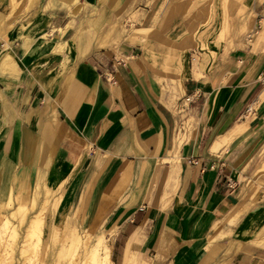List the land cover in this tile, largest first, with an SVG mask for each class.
Instances as JSON below:
<instances>
[{
  "label": "crops",
  "instance_id": "0c3cea01",
  "mask_svg": "<svg viewBox=\"0 0 264 264\" xmlns=\"http://www.w3.org/2000/svg\"><path fill=\"white\" fill-rule=\"evenodd\" d=\"M262 20L264 0H0V206L48 189L51 230L111 234L113 263L264 264Z\"/></svg>",
  "mask_w": 264,
  "mask_h": 264
},
{
  "label": "rangeland",
  "instance_id": "374dc122",
  "mask_svg": "<svg viewBox=\"0 0 264 264\" xmlns=\"http://www.w3.org/2000/svg\"><path fill=\"white\" fill-rule=\"evenodd\" d=\"M185 19L188 21L194 19V14L193 13H187ZM261 24H262V26L260 28H255V29H252L250 31L249 30L245 31V32L249 31L250 33H253L251 38H249L250 33L248 32L249 33L247 35L248 39H252V38L254 39L258 36H264V20H262ZM123 25H125V24L123 23ZM125 27H127V25ZM127 28H131V27H127ZM206 32L207 33L210 32V29H204V36H205ZM216 32L217 31H215L214 34H216ZM130 33H131L130 35L132 36V28H131ZM185 33L187 35L188 34L189 35H193V34L194 35H196V34L200 35V28L199 29L185 30ZM227 33H228V30L225 29L222 32H220V35L222 34L223 36H227ZM218 35H219V33H218ZM220 38H221V36H220ZM125 40H127V39L122 38L121 42L125 41ZM64 48H65V45L61 47V49H64ZM185 108H186V106L180 108V112H181V114H183V118H184L183 120H185V121L187 119L188 120L186 122L185 121L180 122L179 127H178L180 129L179 131H181L180 139L182 140V142L187 139V135L193 126L192 121H191V117L186 112ZM261 159L264 162V152L261 156ZM257 175L259 177L264 178V163L262 164V167L258 171ZM257 186L262 187L264 189V181H261V182L259 181L257 183ZM34 192H35V190H33L29 196V202L26 203L27 208H29L31 206L30 205L31 204L30 203V197L34 195ZM37 194H38V196H37ZM21 199H22V196H20V195L16 196L15 201H14L15 203L13 206L14 210L19 206ZM36 201H37L36 203H38V204H36V206L28 212L27 218L29 219V218L33 217L39 211H41L42 214L44 215L45 224H44V230H43L44 232L42 235V242H41L40 247H39V256L37 257L35 255L32 248H31L32 250H28L29 252L26 251L27 253H24V254L20 253L21 248H22L21 244H23V238H24V234H25V229H24V228H26V223H25V224L17 227V232H18L17 237L18 238L16 240H18V242L16 240L12 241L11 238H9L11 241L8 239L9 242H6V245H5V242L0 243V251H3V252H0V256H2V262L0 261V264H33V262H34V264H82L81 261L84 257V254L86 253L85 249L89 248V246H88L89 244L92 247L94 245L95 240L101 235L104 237L105 243H106L107 247H109V249H110L111 258L113 260V257H112L113 237L111 234L110 235L107 233L94 234V232H92V231L87 232V231L77 230V229H72V231H71V229H68V228H64V229L59 228V229L51 230V228H50L51 222L49 219L51 216L50 191L48 189H45V188L41 189L39 187L36 191ZM65 207L66 206H64V205L58 206V210L61 211L60 213H62L64 211L63 209ZM9 211H8V216L10 214H11L10 216H12L13 215L12 212H9ZM11 219H12L13 223H15L16 226H18L17 218L13 217ZM74 230H76L77 232L76 231L74 232ZM71 232L72 233L74 232L79 236V242L78 243L71 244L70 240L68 239V237H69L68 235ZM21 238H22V240H21ZM51 239H53V241H50ZM87 240H89L88 243H87ZM7 244H8V246H7ZM32 251L34 254L32 253ZM100 252H102L101 256H105V250H101ZM28 255H30V256H28ZM26 258H27V260L25 262ZM114 263L119 264L118 262H114ZM87 264H92L90 259H88ZM124 264H148V263H145L143 260H140L136 255L130 254V255H127L125 257Z\"/></svg>",
  "mask_w": 264,
  "mask_h": 264
},
{
  "label": "bare ground",
  "instance_id": "6f19581e",
  "mask_svg": "<svg viewBox=\"0 0 264 264\" xmlns=\"http://www.w3.org/2000/svg\"><path fill=\"white\" fill-rule=\"evenodd\" d=\"M51 178H52V176H51ZM33 185H35V184H33ZM36 191L34 192V195L30 197V203H31L30 205L31 206L29 208L26 207V203L29 202V196H30L29 194L28 195L24 194L26 196L22 197V199L20 200L19 206L15 210L13 209V206H14V203H15L14 201H15L16 197L13 196V194H11L9 196L8 200L5 203L1 204V206H0V243L5 242V245H6V242H9V240H10L9 238H11L12 241H15L18 238L17 237V235H18L17 227L26 223V228H24L25 234H24V238H23V244H21L22 248H21L20 253L24 254V253H27L26 251L33 249L35 255L38 257L39 256V247H40V244L42 242V235L44 232L43 231L44 230V224H45L44 215L42 214L41 211H39L35 215L33 214L34 215V216L32 215L33 217H31L29 219L27 218L28 212L30 210H32L36 206V204H38V203H36L37 202L36 201ZM37 196H38V194H37ZM9 210L12 211V214H13L12 216L14 218L15 217L17 218L18 226H16L15 223H13V221L11 219L13 217L10 216L11 214L9 215L11 218L8 216ZM75 231L76 230H74V232ZM74 232L73 233L71 232L68 235L69 236L68 239L70 240L71 244H76L79 242V236ZM21 240H22V238H21ZM16 241L18 242V240H16ZM50 241H53V239H51ZM88 241L89 240H87V243H88ZM7 246H8V244H7ZM88 246H89V248L85 249L86 253L84 254V257L81 261L82 264H87L88 259H90L92 264H114L113 261L111 260L110 249H109V247H107V245L105 243V239L103 236L98 237L95 240L94 245L92 247L90 246V244ZM101 250H105V256H101V253L103 252V251L100 252ZM33 251H32V253H33ZM0 252H3V251H0ZM28 256H30V255H28ZM26 260H27V258L25 259V262H26ZM0 261L2 262V256H0ZM33 264H34V262H33Z\"/></svg>",
  "mask_w": 264,
  "mask_h": 264
},
{
  "label": "built area",
  "instance_id": "2783aa9c",
  "mask_svg": "<svg viewBox=\"0 0 264 264\" xmlns=\"http://www.w3.org/2000/svg\"><path fill=\"white\" fill-rule=\"evenodd\" d=\"M252 34H253V33H250V34H249V38H251ZM186 101H187V102H190V101H191V97H187V98H186Z\"/></svg>",
  "mask_w": 264,
  "mask_h": 264
}]
</instances>
